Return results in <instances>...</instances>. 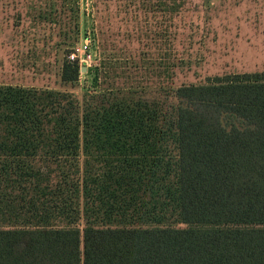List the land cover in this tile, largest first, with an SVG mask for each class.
<instances>
[{"label":"trees","instance_id":"1","mask_svg":"<svg viewBox=\"0 0 264 264\" xmlns=\"http://www.w3.org/2000/svg\"><path fill=\"white\" fill-rule=\"evenodd\" d=\"M91 1L92 89L0 83V264H264V70L169 84L191 0ZM21 5L33 48L77 17Z\"/></svg>","mask_w":264,"mask_h":264},{"label":"rangeland","instance_id":"2","mask_svg":"<svg viewBox=\"0 0 264 264\" xmlns=\"http://www.w3.org/2000/svg\"><path fill=\"white\" fill-rule=\"evenodd\" d=\"M195 1L191 0L181 19L176 20L180 26L179 34L172 47L182 60L179 66L173 67L171 76H165V81L169 84L196 82L224 72L264 70V0H207L202 4L197 0L199 3L194 7ZM21 2L0 0V29L3 30L0 34V83L68 90L81 98L85 90L93 88L90 82L92 68L101 57L97 42L95 45L93 41L90 43L91 60L81 65L79 79L74 84H63L59 71L64 55L71 51L81 53L76 48L81 47L82 41L87 37L95 38L92 1L72 0L77 17L71 18L69 11V19L64 15L62 26L57 28L55 35L57 46H42L38 40L34 48L28 40L30 37L27 40L20 38L22 29L28 28L25 19L16 31L18 40H12L10 36L15 28L14 13L25 11ZM117 45L143 47L137 42L129 45L127 40ZM113 70L117 74L120 68ZM144 71L132 72V75H142L150 84L151 73L146 76Z\"/></svg>","mask_w":264,"mask_h":264},{"label":"built area","instance_id":"3","mask_svg":"<svg viewBox=\"0 0 264 264\" xmlns=\"http://www.w3.org/2000/svg\"><path fill=\"white\" fill-rule=\"evenodd\" d=\"M76 50L81 53H76L75 51H71L67 57L68 59L74 60L77 59L80 65L87 63L91 60V52H90V39L85 38L82 41L81 47L76 48Z\"/></svg>","mask_w":264,"mask_h":264}]
</instances>
